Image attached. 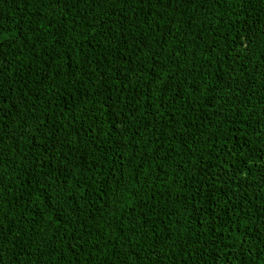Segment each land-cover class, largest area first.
<instances>
[{
    "label": "trees",
    "instance_id": "16d2710c",
    "mask_svg": "<svg viewBox=\"0 0 264 264\" xmlns=\"http://www.w3.org/2000/svg\"><path fill=\"white\" fill-rule=\"evenodd\" d=\"M2 264H264V0H0Z\"/></svg>",
    "mask_w": 264,
    "mask_h": 264
},
{
    "label": "snow or ice",
    "instance_id": "6c2138e0",
    "mask_svg": "<svg viewBox=\"0 0 264 264\" xmlns=\"http://www.w3.org/2000/svg\"><path fill=\"white\" fill-rule=\"evenodd\" d=\"M3 251L2 243H0V252ZM0 264H2V257H0Z\"/></svg>",
    "mask_w": 264,
    "mask_h": 264
}]
</instances>
